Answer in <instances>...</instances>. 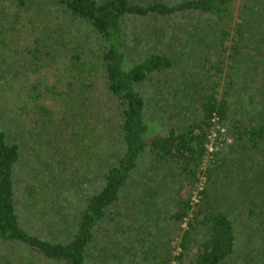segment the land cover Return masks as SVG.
Masks as SVG:
<instances>
[{"label": "trees", "instance_id": "obj_1", "mask_svg": "<svg viewBox=\"0 0 264 264\" xmlns=\"http://www.w3.org/2000/svg\"><path fill=\"white\" fill-rule=\"evenodd\" d=\"M17 1L24 9L17 24L25 27L16 30L25 39L23 45L16 37L7 41L0 16V87L19 69L34 73L60 59L65 80L60 89L31 84L20 117L7 121L0 108V264H124L125 254L101 255L105 248L97 241L103 231L115 241V232L123 231V245L129 240L134 247L135 223L165 248L140 239V260L129 264H239L233 261L238 240L248 245L255 236L264 243V111L258 110L264 109V0L236 6L235 0ZM174 17L191 21L180 27L188 39L183 44L192 55L204 53L193 59L204 72L199 82H179L178 76L175 89L188 90L189 101L173 110L164 98L161 119L186 115L195 96L199 118L165 126L159 117L147 119L138 86L171 78L175 60L161 50L130 59L123 23ZM72 27L80 40L75 44L68 38ZM16 47L23 48L20 58ZM48 97L57 110L43 101ZM242 98L237 116L232 100ZM253 115H259L256 122ZM32 132L46 137L51 160L29 146ZM227 142L233 144L226 151ZM239 149L259 154L260 167ZM32 156L46 179L25 174L33 170ZM144 158L149 163L140 176ZM176 176L188 196L157 208V193L168 191ZM234 176L241 181L237 204ZM164 217L179 229L169 248L171 236L159 229ZM251 222V233L240 230ZM39 223L60 235L42 236L32 228Z\"/></svg>", "mask_w": 264, "mask_h": 264}, {"label": "rangeland", "instance_id": "obj_2", "mask_svg": "<svg viewBox=\"0 0 264 264\" xmlns=\"http://www.w3.org/2000/svg\"><path fill=\"white\" fill-rule=\"evenodd\" d=\"M140 1V0H137ZM240 0H235L234 6H236ZM0 10H3V13L0 14L2 20V26L4 31H8V33L4 32L3 36L7 39V41H11V39H14L16 37L17 42L21 45L24 44V39H25V34L22 33L19 37L17 34L16 29H21L25 27L24 25H18L22 21L21 15L23 14V8L19 7L18 1L17 0H0ZM19 14L20 16L17 17ZM18 23V24H17ZM192 25L191 21L181 18V17H174L170 19H164V18H154L150 19L147 22H141L139 19H134V18H128L124 21L123 27L125 30V42H126V54L130 59H136L142 54L144 51H154V50H161L167 52V54L171 55L172 58L175 60V67L173 69V73L171 78L168 80L164 79V77L160 78L159 81L156 82H146L143 83L142 85L138 86V89L140 90L141 94L143 95L145 102H146V116L147 119L151 122H156V119L158 117L161 119L164 115L162 113V108L164 106V98L167 99V97L170 99V105L168 102V107H171L173 110L177 107L180 100H184L186 103L189 101L187 92L188 90H179L176 88V81L179 78V82L182 81H187L191 80L192 82H199L201 81V76L204 72L202 66H197L194 63L197 61H194L193 59H198V56H203L204 53L201 51H198L194 55L190 54L191 51L190 49L186 48L183 44L184 41L188 40L185 31H182L181 28L190 27ZM179 27V28H178ZM73 29V27L71 28ZM77 34V31L73 29L68 33V38L74 39V42H80V40L75 39V35ZM30 38H27V40ZM79 39V38H78ZM82 42L83 46H88V42ZM102 42V41H100ZM95 40L92 37V44L94 45ZM97 43V42H96ZM23 49L21 47H16L13 51L15 53L18 51L15 56L16 58L22 57V52L20 50ZM16 50V51H15ZM191 56L190 59H188L187 62V57ZM211 58H215L214 55L210 54L209 55ZM17 62V61H16ZM18 66V62H17ZM15 67V66H14ZM57 68V69H56ZM63 61L60 59L56 61V64L52 68H44L36 72H30L24 73L22 72L23 69H19L20 73H13V76L10 78H7V81L2 83L0 87V108L1 112H3L4 119L9 121L11 118H15L17 116L20 117L19 115V107L24 106L25 104L29 106V101L26 99L27 96V91L30 88L31 84L34 82L37 84V82L40 83L41 88L47 84H53L59 89L62 88L64 85V72H63ZM18 70V71H19ZM13 71V70H12ZM17 71V70H15ZM177 72V73H176ZM176 73V74H175ZM224 84V78L221 79V85ZM174 90H176L177 95H174ZM163 95V96H162ZM241 96L244 97V94H241ZM240 102H237L236 100H232L231 107L233 109V112L237 114V116L241 115L242 111V100ZM246 99V98H245ZM247 100V99H246ZM48 106L53 107V109L57 110L56 104L48 97L47 99L43 100ZM168 101V100H167ZM195 105H187V111L188 113L184 116L178 117V115H173V117H167L165 119H161V123L165 126H168L169 124H182V121L184 122L185 120H191L193 121L194 119L199 118V111L198 108L199 106V96H195L194 100ZM258 110H263L261 107H258ZM256 114V112H254ZM254 122L257 121L259 115H253L252 116ZM156 126V125H155ZM154 127V126H153ZM36 129V128H35ZM34 129V130H35ZM155 131L159 130V126L154 127ZM153 131V129H151ZM161 132V131H160ZM45 134V133H44ZM43 135V134H42ZM32 136V137H31ZM29 140L31 141V144L29 146H33L34 148L37 149V154L40 155V159L43 160L46 158L47 160L49 159V156L45 154V144H44V139H38L37 135L32 132L30 133V136H28ZM232 142H227L225 144V150H230L229 145H232ZM235 145V144H234ZM236 148V146H235ZM32 150V149H31ZM34 151V150H33ZM238 152H244L247 153L252 158L253 165L255 167H260V162L261 160L259 159V154H252L251 152L243 149V150H237ZM33 159L30 160L31 163L33 164L32 166V171L28 169V167L25 170V174H29L33 180H42L46 179L47 176V171L44 173V171L40 168H38V160L32 156ZM51 160V158L49 159ZM263 162V160H262ZM140 164V176L141 173L144 171L145 167L148 165V159L144 158ZM37 166V167H36ZM39 169V170H37ZM37 170V171H36ZM239 173L243 174L244 171L241 170ZM140 178V177H139ZM235 179V184L234 186L237 188V191H233L235 194V197H237L240 194V185L241 181L237 179L234 176ZM172 185H170L169 190H163L157 193L156 198H157V208H160L162 206H169L174 202L173 198H184L188 196V191L187 188L181 187L177 180V176L170 181ZM153 195V194H152ZM225 195L228 197V192L225 193ZM238 200L236 202L239 203L241 201V195H239ZM193 199L196 200L195 195H193ZM54 200V206L55 204L58 205V200ZM228 203L230 205H233L235 203L230 201L228 197ZM50 205H52L50 203ZM70 206H74L73 202L68 204ZM55 209V208H54ZM70 212V211H69ZM67 215H69L67 213ZM166 215V211H164V215ZM242 217H245L242 214ZM166 217H164L165 219ZM166 220V219H165ZM36 221H34L33 224H35ZM137 226L136 228V235L138 237L137 242H135L134 247L129 243V240L126 241L125 245L123 243L125 242L124 236L125 233L123 231L121 232H115L118 236V240H114L111 238V234H106L104 235L105 231L102 232L101 236L99 237L97 241V246L98 247H104L105 248V253H101V255H106L114 259L115 256L125 254L124 260L122 263L124 264H129L131 260L137 261L138 259L140 260V239L143 240V238H146L150 241H153L152 246L155 247L158 245L160 248H165L164 244L160 242L162 245L159 244V242L156 241L157 236H151V235H145L147 228L143 227L141 224L140 229L138 228V225L135 223ZM161 233H167L170 235V244L168 243L167 246L168 248L170 245L174 244L177 242L178 239V233L179 229L178 227L174 224L169 222L168 220L161 222L160 224ZM255 224L252 222L249 223L247 226H240V230H243L244 233H251V231L255 230ZM32 228L35 232H38L42 236H47L50 238H56L60 235V232H58V229L53 226H45L41 223H39L38 226L32 225ZM156 227L151 226L152 231L155 230ZM146 229V230H144ZM104 235V237H103ZM258 236V234H254ZM145 236V237H144ZM251 243L248 245H245L244 241L238 240L237 242V253L236 256L234 257L233 261L239 264H242L246 259L252 260L253 264H264V243L260 239V237H251ZM120 240V242H119ZM248 241V240H247ZM96 253L98 251H95ZM128 252V253H126ZM233 264V263H229Z\"/></svg>", "mask_w": 264, "mask_h": 264}, {"label": "built area", "instance_id": "obj_3", "mask_svg": "<svg viewBox=\"0 0 264 264\" xmlns=\"http://www.w3.org/2000/svg\"><path fill=\"white\" fill-rule=\"evenodd\" d=\"M210 150H212V147H210Z\"/></svg>", "mask_w": 264, "mask_h": 264}]
</instances>
